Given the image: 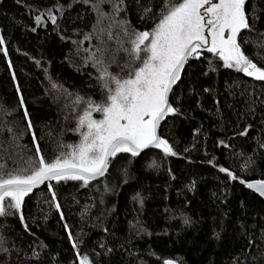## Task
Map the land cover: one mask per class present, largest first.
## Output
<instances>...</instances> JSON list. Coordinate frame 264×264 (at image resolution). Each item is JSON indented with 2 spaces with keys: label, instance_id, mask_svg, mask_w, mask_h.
<instances>
[{
  "label": "trees",
  "instance_id": "trees-1",
  "mask_svg": "<svg viewBox=\"0 0 264 264\" xmlns=\"http://www.w3.org/2000/svg\"><path fill=\"white\" fill-rule=\"evenodd\" d=\"M176 2L0 0V178L72 152L111 77L142 66L126 51L135 33H151ZM244 11L237 43L264 70V0ZM170 106L159 136L174 154L120 152L87 184L53 179L19 209L6 198L0 264H264V202L245 186L264 182V81L198 49Z\"/></svg>",
  "mask_w": 264,
  "mask_h": 264
},
{
  "label": "snow or ice",
  "instance_id": "snow-or-ice-1",
  "mask_svg": "<svg viewBox=\"0 0 264 264\" xmlns=\"http://www.w3.org/2000/svg\"><path fill=\"white\" fill-rule=\"evenodd\" d=\"M205 5L209 6L205 8ZM244 5L245 0H219L218 3L212 0H177L169 6L151 33H135L132 48L126 51L140 59L142 66L132 71L127 79L111 77L115 88L108 97V103L86 111L80 118V126H86L87 131L81 133L82 142L66 157L46 162L41 156L38 168L31 174L0 178V214L5 211L6 198L15 202L10 206L19 209L23 197L45 180L79 179L87 184L89 179L104 174L108 158L117 153L128 152L136 156L142 149L157 147L166 154H174L167 141L157 135L156 129L166 113L175 111L167 97L179 79L185 61L209 44L205 37L206 28L207 35L211 37L207 51L218 54L226 67H235L248 76L264 80V70L251 62L237 43L238 33L249 26ZM39 19L37 17L38 22ZM142 51L143 57L140 56ZM100 78L107 82L109 73L106 67L101 69ZM91 111H102L103 119L93 120ZM37 152H40L39 147ZM247 186L264 195V182L257 181ZM81 264H88L86 256Z\"/></svg>",
  "mask_w": 264,
  "mask_h": 264
},
{
  "label": "water",
  "instance_id": "water-1",
  "mask_svg": "<svg viewBox=\"0 0 264 264\" xmlns=\"http://www.w3.org/2000/svg\"><path fill=\"white\" fill-rule=\"evenodd\" d=\"M205 36H206V38L208 39L209 44H208V45H205V46H202V47L200 48L201 50H205V49H207V47L210 46V40H209V38H208L207 31H205ZM188 58H189V57H188ZM188 58H187V59H188ZM186 61H187V60H186ZM186 61H185V63H186ZM185 63H184V64H185ZM181 70H182V69H181ZM181 70H180V72H181ZM173 88H174V85H172V87H171V91L168 93V97H167V98H168L169 105H170V97H171V94H172ZM166 115H167V113L164 115V117H165ZM164 117H163V118H164ZM161 121H162V119L159 121V124H158L157 129H156V133H157L158 136H159V128H160ZM159 137H160V136H159ZM152 148H155V147H148V148L142 149V150L140 151L139 154H142V153H144V152H146V151H148V150H150V149H152ZM111 158H112V157H109V158H108L107 167H108V164H109ZM106 170H107V168H106ZM106 170H105V171H106ZM105 171H104V173H105ZM101 176H102V175H96L94 178H91V179H89V180H95V179H98V178L101 177ZM51 180H53V179L45 180V181H43L42 183L36 185L35 187H33L32 191H35L37 188H39V187H41V186H45V185H46L49 181H51ZM256 182H257V181L248 182V183L245 184V186H246V188H247L252 194H254L255 196H257L258 198H260V199L264 202V195H262L261 192L255 190V189H253V188H249V187L247 186V185L250 184V183H256ZM262 182H263V181H262ZM32 191H31V192H32ZM165 264H176V263L173 262V261H167Z\"/></svg>",
  "mask_w": 264,
  "mask_h": 264
},
{
  "label": "rangeland",
  "instance_id": "rangeland-1",
  "mask_svg": "<svg viewBox=\"0 0 264 264\" xmlns=\"http://www.w3.org/2000/svg\"><path fill=\"white\" fill-rule=\"evenodd\" d=\"M217 1H219V0H217ZM212 2H214L213 0H212ZM217 3V2H216ZM209 5H205V8H207ZM202 11H204V9H201V12ZM206 31H207V29H206ZM225 35L227 36V32L225 33ZM206 37V36H205ZM208 38H209V40L211 41V37L210 36H208ZM244 73V72H243ZM245 74V73H244ZM246 75V74H245ZM246 76H248V75H246ZM249 77H251V78H254V79H256L254 76H249ZM264 81V80H263Z\"/></svg>",
  "mask_w": 264,
  "mask_h": 264
}]
</instances>
